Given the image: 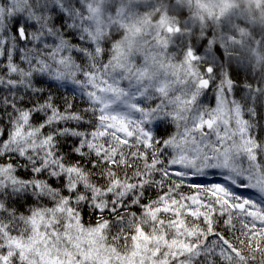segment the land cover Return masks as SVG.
<instances>
[{
  "label": "snow or ice",
  "instance_id": "snow-or-ice-1",
  "mask_svg": "<svg viewBox=\"0 0 264 264\" xmlns=\"http://www.w3.org/2000/svg\"><path fill=\"white\" fill-rule=\"evenodd\" d=\"M86 17L0 0V264H264L259 85L193 38L145 87Z\"/></svg>",
  "mask_w": 264,
  "mask_h": 264
},
{
  "label": "rangeland",
  "instance_id": "rangeland-1",
  "mask_svg": "<svg viewBox=\"0 0 264 264\" xmlns=\"http://www.w3.org/2000/svg\"><path fill=\"white\" fill-rule=\"evenodd\" d=\"M87 1L81 0L87 12L85 27L102 41L103 34L120 25V34L109 45L110 55L145 87L174 91L189 79L182 67V45H188L193 34L197 41L207 38L229 51H240L238 63L252 67L249 76L256 69V77L264 73L256 55L258 50L264 53V0H106L107 15H102L103 0ZM260 83L259 90L264 92V80Z\"/></svg>",
  "mask_w": 264,
  "mask_h": 264
},
{
  "label": "trees",
  "instance_id": "trees-1",
  "mask_svg": "<svg viewBox=\"0 0 264 264\" xmlns=\"http://www.w3.org/2000/svg\"><path fill=\"white\" fill-rule=\"evenodd\" d=\"M94 1L90 0V1H87V2L94 3ZM107 5H108V2H106V0H103L102 6L105 7V10L102 11V15H107L106 9H109V8L106 7ZM98 16H99V14H98ZM99 24H100V20L96 21V25H99ZM177 25L178 26L180 25V21L177 22ZM85 26H87V25H85ZM113 30H114V32H113ZM120 30H121L120 29V25H118L117 27H114V29H110V33H106V34L102 35V37H103L102 41L106 40L109 45L112 44L115 41V40L112 39V36L115 35L117 37L120 34ZM195 36H196V34H193L191 36V39L196 38ZM257 53H258V58H259L260 62H262V64H264V53L261 50H258V52H256V55H257ZM228 55L230 57L231 63L234 66L239 67L242 71H246L248 73V75H252L251 71H253V70H250V68H252V67L244 68L242 65H240L238 63L239 59L242 58V54L240 53V51L231 50V51L228 52ZM258 70L259 69H256V71L254 72L253 77L250 76L251 77L250 81H245V83L248 84L250 87H252V89L257 87L255 85H259V89H260V87H261L260 81L264 80V73L261 72V70H260V72H261L260 73V77L259 78L256 77V74H257Z\"/></svg>",
  "mask_w": 264,
  "mask_h": 264
},
{
  "label": "water",
  "instance_id": "water-1",
  "mask_svg": "<svg viewBox=\"0 0 264 264\" xmlns=\"http://www.w3.org/2000/svg\"><path fill=\"white\" fill-rule=\"evenodd\" d=\"M175 30H178L177 28H175ZM168 31H170V28H168Z\"/></svg>",
  "mask_w": 264,
  "mask_h": 264
}]
</instances>
